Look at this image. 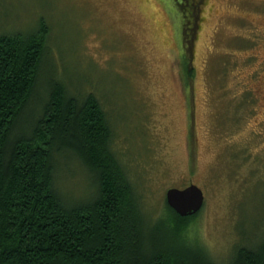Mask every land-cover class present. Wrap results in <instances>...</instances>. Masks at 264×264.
<instances>
[{
	"label": "rangeland",
	"instance_id": "rangeland-1",
	"mask_svg": "<svg viewBox=\"0 0 264 264\" xmlns=\"http://www.w3.org/2000/svg\"><path fill=\"white\" fill-rule=\"evenodd\" d=\"M195 1L0 0V35L45 21L56 79L102 102L143 213L164 219L166 191L197 185L189 240L227 264L264 235V0ZM72 170L58 186L76 200L89 179Z\"/></svg>",
	"mask_w": 264,
	"mask_h": 264
},
{
	"label": "trees",
	"instance_id": "trees-1",
	"mask_svg": "<svg viewBox=\"0 0 264 264\" xmlns=\"http://www.w3.org/2000/svg\"><path fill=\"white\" fill-rule=\"evenodd\" d=\"M184 21L192 52L195 18ZM47 29L0 35V264H217L189 240L200 212L182 217L166 204L156 222L143 213L106 109L56 79ZM75 162L91 191L76 200L58 186ZM227 264H264V235Z\"/></svg>",
	"mask_w": 264,
	"mask_h": 264
},
{
	"label": "water",
	"instance_id": "water-1",
	"mask_svg": "<svg viewBox=\"0 0 264 264\" xmlns=\"http://www.w3.org/2000/svg\"><path fill=\"white\" fill-rule=\"evenodd\" d=\"M167 204L180 216L198 213L204 206L205 196L200 187L191 184L186 188H170L166 191Z\"/></svg>",
	"mask_w": 264,
	"mask_h": 264
}]
</instances>
